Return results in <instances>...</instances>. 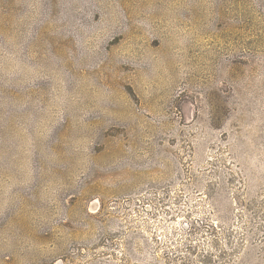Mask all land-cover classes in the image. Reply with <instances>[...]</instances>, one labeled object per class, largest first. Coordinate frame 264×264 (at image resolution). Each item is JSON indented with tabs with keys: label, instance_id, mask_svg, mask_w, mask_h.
Masks as SVG:
<instances>
[{
	"label": "rangeland",
	"instance_id": "obj_1",
	"mask_svg": "<svg viewBox=\"0 0 264 264\" xmlns=\"http://www.w3.org/2000/svg\"><path fill=\"white\" fill-rule=\"evenodd\" d=\"M0 264H264V0H0Z\"/></svg>",
	"mask_w": 264,
	"mask_h": 264
}]
</instances>
